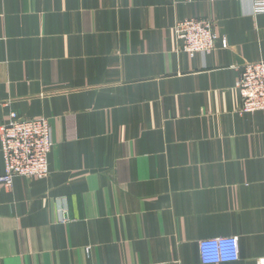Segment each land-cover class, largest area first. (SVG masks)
<instances>
[{"label": "crops", "instance_id": "obj_1", "mask_svg": "<svg viewBox=\"0 0 264 264\" xmlns=\"http://www.w3.org/2000/svg\"><path fill=\"white\" fill-rule=\"evenodd\" d=\"M256 1L0 0V127L44 117L53 141L46 178L0 183V264H204L232 236L219 264L264 257V112L235 87L264 61ZM192 19L209 55L180 49Z\"/></svg>", "mask_w": 264, "mask_h": 264}, {"label": "built area", "instance_id": "obj_2", "mask_svg": "<svg viewBox=\"0 0 264 264\" xmlns=\"http://www.w3.org/2000/svg\"><path fill=\"white\" fill-rule=\"evenodd\" d=\"M205 1L212 3L215 0ZM253 8L255 13L264 12V0L256 1ZM174 33L180 41L181 51L189 56L209 55L217 49L218 38L210 20L179 21ZM219 44L220 48L225 49L226 38L220 39ZM235 87L241 97V115L264 112V61L244 64ZM7 118L0 127V150L4 166V173L0 176L1 185L11 187L14 178H46L49 175L47 159L53 144L49 120L44 117L18 118L13 112ZM199 248L204 264L228 263L240 257L239 240L234 236L201 241ZM257 264H264V257Z\"/></svg>", "mask_w": 264, "mask_h": 264}]
</instances>
